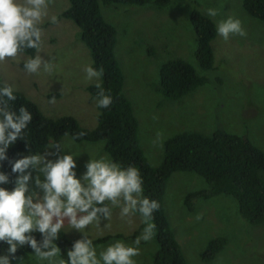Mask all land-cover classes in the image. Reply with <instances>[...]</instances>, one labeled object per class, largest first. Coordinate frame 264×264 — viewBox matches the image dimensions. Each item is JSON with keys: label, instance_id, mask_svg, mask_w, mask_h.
<instances>
[{"label": "rangeland", "instance_id": "374dc122", "mask_svg": "<svg viewBox=\"0 0 264 264\" xmlns=\"http://www.w3.org/2000/svg\"><path fill=\"white\" fill-rule=\"evenodd\" d=\"M98 1L104 19L117 31L114 53L124 77L123 93L137 117L139 144L152 166L161 162L163 143L175 134L212 132L217 112H220L226 131L236 135L249 133L251 142L264 152V23L243 10L242 0H194L199 3L198 10L215 25L232 16L242 22L247 32L246 37L231 36L227 41L216 35L212 41L214 65L221 69L213 78L221 81L225 75L228 79V84L220 89L224 99L219 97L220 91L215 93L211 86L199 87L179 99L164 98L156 90L160 67L171 59H182L198 74L205 75L194 60L196 44L187 4L158 8L153 4L103 5L101 0ZM67 8L66 0H52L49 15L42 24L39 54L45 59H53V74L49 75L43 69L37 74H28L23 65L30 57L23 53L0 63V80L3 85L7 83L15 91L23 93L47 117L70 116L82 128L91 130L97 124L99 111L96 100L91 98L86 88L101 84V79L88 81L85 78L83 68L92 66L91 54L80 39L79 28L61 17ZM209 8L218 10L219 14L215 18L210 17L207 15ZM53 15L58 17V24L50 22ZM37 54L36 51L35 56ZM53 96L56 103L50 104L48 101ZM158 134L160 142L154 146L153 141ZM60 143L64 150L61 155L73 153L76 156L77 178L85 173L89 159L108 157L102 141L75 143L69 136H64ZM28 171L33 177L29 187L34 190V179L38 173L33 169ZM205 187L203 179L190 172L174 173L167 183L165 212L188 264H264V230L251 232L230 199L197 200L193 211H188L184 205L185 196ZM197 216L201 218L197 220ZM130 219L131 223L126 222L128 218L122 220L120 208L113 207L110 221L102 220L99 228L95 224L88 226L85 234L90 239L116 234L123 236L95 245L98 252L118 240L131 245L145 225L137 214ZM106 224L108 226L104 227ZM63 231L70 239L82 236L67 224ZM216 237L225 240L223 249L212 262H202L199 257L201 251L210 239ZM139 248L140 255L135 258L137 264H152L157 249L155 240L142 241ZM32 255L23 256L24 264H47L38 262ZM12 264H18V261Z\"/></svg>", "mask_w": 264, "mask_h": 264}, {"label": "trees", "instance_id": "16d2710c", "mask_svg": "<svg viewBox=\"0 0 264 264\" xmlns=\"http://www.w3.org/2000/svg\"><path fill=\"white\" fill-rule=\"evenodd\" d=\"M68 8L61 13L72 21L80 30V39L88 48L92 67L104 69L101 85L110 94L113 103L109 108H98L97 124L94 129L82 128L70 116L51 119L44 115L38 106L23 93L15 91V102H10L12 110L25 106L33 115V121L25 130L24 139L10 146L6 155L10 160L22 158L28 154L42 153L53 143H60L64 136L71 139L79 132L86 135L75 143L104 142V151L113 161L123 167L135 166L143 179V195L159 202V210L154 212L153 223L156 225V252L152 264H188L181 246L177 241L172 226L167 218L164 199L167 183L174 173L190 172L200 176L206 187L188 193L184 205L192 212L195 201H207L225 197L236 206L238 215L251 232L264 230V152L256 147L247 133L236 135L226 131L222 125L220 112L215 113V129L210 133L196 131L180 132L163 143L164 156L157 166H152L145 157L138 139V120L130 101L123 93L124 77L115 57L117 31L108 23L101 12L98 0H66ZM103 5L153 4L164 8L173 4H187L189 21L192 26L196 48L194 60L199 70L182 59H171L160 67L159 83L156 90L164 98L179 99L194 92L197 88L211 86L215 93L228 84L225 75L221 81L214 79L221 69L214 65L212 41L216 38V25L198 10L199 3L194 0H101ZM243 10L252 18L264 23V0H242ZM42 29L44 26H42ZM35 49H26L23 53L35 57ZM3 84L0 80V87ZM92 99L96 100L98 89L94 85L86 88ZM57 96V95H55ZM220 98H223L220 91ZM224 99V98H223ZM217 107V106H216ZM220 107V106H218ZM217 111V108H216ZM73 140V139H72ZM28 145V146H27ZM0 171L9 175L10 182L0 185L11 191L15 187L17 174L11 172L7 161L0 162ZM139 215V213H137ZM140 216V215H139ZM39 240L40 235L34 234ZM77 236L68 238L61 231L56 242L61 253L67 259L69 250ZM123 238L121 234L106 235L92 239L94 245L103 244L111 239ZM225 240L221 237L210 239L199 257L204 263L212 262L223 249ZM0 244V254L6 250ZM32 253L30 247L18 249L16 256L23 257ZM16 261L13 260L12 263Z\"/></svg>", "mask_w": 264, "mask_h": 264}, {"label": "clouds", "instance_id": "9594fccd", "mask_svg": "<svg viewBox=\"0 0 264 264\" xmlns=\"http://www.w3.org/2000/svg\"><path fill=\"white\" fill-rule=\"evenodd\" d=\"M51 3L52 0H23L22 3L0 0V63L17 58L26 49H35L38 54L27 59L24 70L37 74L43 69L53 74V59L39 54L43 36L41 25L49 15ZM218 14L216 9H207L210 17ZM50 22L58 24V17L51 16ZM216 32L225 41L231 36H247L242 22L232 16L218 21ZM83 71L88 81H99L104 74L102 67L96 69L91 65H86ZM96 88V106L109 108L113 103L111 95L100 83ZM16 99L13 86L5 83L0 87V162L7 161L11 172L17 174L13 190L0 187V244L7 246L0 254V264H12L13 260L24 264V258L17 257L16 253L25 246L31 248L38 262L47 264H137L135 258L140 255L141 242L148 243L155 238L154 212L160 207L158 201L143 195L140 171L135 166L123 167L119 162L101 157L89 159L85 173L77 178L76 156L71 152L61 155L64 150L59 143L49 145L43 153L31 154L28 148L27 155L10 160L7 150L24 139L25 130L33 121L32 113L25 106L18 110L10 108V102ZM48 102L55 104V96ZM85 135L79 132L72 139L75 141ZM159 142L158 134L153 145ZM29 169L38 173L34 190L29 187L33 180ZM9 182V175L0 171V185ZM113 207L120 208L121 219L128 218V223L139 213L145 226L131 245L118 240L98 252L85 229L93 224L99 228L102 220L110 221ZM66 224L82 234V238L75 240L67 250V259L56 243ZM35 233L40 235L39 240Z\"/></svg>", "mask_w": 264, "mask_h": 264}]
</instances>
